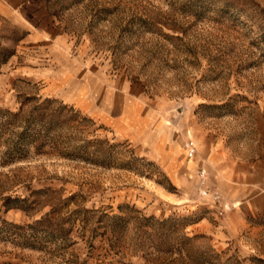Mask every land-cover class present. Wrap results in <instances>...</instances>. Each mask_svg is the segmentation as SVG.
I'll use <instances>...</instances> for the list:
<instances>
[{"label":"rangeland","instance_id":"obj_1","mask_svg":"<svg viewBox=\"0 0 264 264\" xmlns=\"http://www.w3.org/2000/svg\"><path fill=\"white\" fill-rule=\"evenodd\" d=\"M0 264H264V0H0Z\"/></svg>","mask_w":264,"mask_h":264},{"label":"built area","instance_id":"obj_2","mask_svg":"<svg viewBox=\"0 0 264 264\" xmlns=\"http://www.w3.org/2000/svg\"><path fill=\"white\" fill-rule=\"evenodd\" d=\"M189 146V156H193L194 153L196 152L195 151V148L194 147H191L190 145ZM202 177H203V180L205 179V171L202 172ZM204 194H207V191L206 190H203ZM217 199L220 198L219 196L216 197ZM224 208H230L229 207V204L228 203H225L224 204Z\"/></svg>","mask_w":264,"mask_h":264},{"label":"crops","instance_id":"obj_3","mask_svg":"<svg viewBox=\"0 0 264 264\" xmlns=\"http://www.w3.org/2000/svg\"><path fill=\"white\" fill-rule=\"evenodd\" d=\"M216 152H218V150H216L215 151V153ZM218 154V153H217ZM216 160H217V157H215V162H216ZM190 164V165H189ZM188 169H191L192 168V170L195 168V166H194V164H192L191 165V163H188V167H187ZM143 207H145V208H153V209H155L157 206H155V205H142Z\"/></svg>","mask_w":264,"mask_h":264}]
</instances>
